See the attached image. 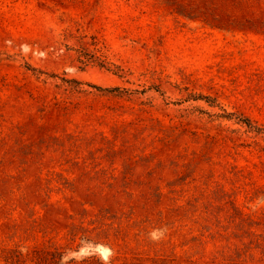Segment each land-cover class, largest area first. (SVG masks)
Segmentation results:
<instances>
[{"label": "rangeland", "instance_id": "374dc122", "mask_svg": "<svg viewBox=\"0 0 264 264\" xmlns=\"http://www.w3.org/2000/svg\"><path fill=\"white\" fill-rule=\"evenodd\" d=\"M246 118L264 0H0V264H264Z\"/></svg>", "mask_w": 264, "mask_h": 264}, {"label": "trees", "instance_id": "16d2710c", "mask_svg": "<svg viewBox=\"0 0 264 264\" xmlns=\"http://www.w3.org/2000/svg\"><path fill=\"white\" fill-rule=\"evenodd\" d=\"M243 124H246L248 127L249 131L256 132L257 134H262L264 133V128L258 125L253 124L252 120L249 118L246 119H241L240 121ZM61 259L59 257L52 256L51 259L48 258V256L43 257V259H40L38 261L39 264H59Z\"/></svg>", "mask_w": 264, "mask_h": 264}, {"label": "clouds", "instance_id": "9594fccd", "mask_svg": "<svg viewBox=\"0 0 264 264\" xmlns=\"http://www.w3.org/2000/svg\"><path fill=\"white\" fill-rule=\"evenodd\" d=\"M165 232H166V228L155 229L149 233V237L153 241H159L160 239H163ZM106 251H108L109 255L113 254L111 253L110 250H106ZM73 255L79 256L80 254H73ZM102 258L104 259L105 264H108V256H104ZM62 264H63V258H62Z\"/></svg>", "mask_w": 264, "mask_h": 264}]
</instances>
